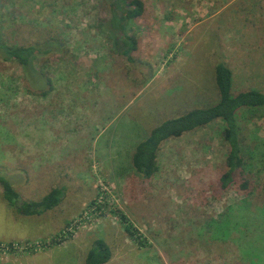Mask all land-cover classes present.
Listing matches in <instances>:
<instances>
[{"label": "rangeland", "instance_id": "1", "mask_svg": "<svg viewBox=\"0 0 264 264\" xmlns=\"http://www.w3.org/2000/svg\"><path fill=\"white\" fill-rule=\"evenodd\" d=\"M145 4L130 24L140 43L129 64L103 26L107 0H0L7 44L39 53L57 39L65 43L61 52L37 54L43 81L0 57V175L24 200L65 187L57 209L25 216L0 185V244L18 246L0 250V264H84L97 238L112 249L106 264H264V107L238 114L245 147H255L246 172L251 193L221 188L228 147L220 120L165 141L151 179L132 163L154 127L218 102L219 62L232 69L234 92H264V0ZM64 217L61 230L37 237ZM59 236L61 243L53 240Z\"/></svg>", "mask_w": 264, "mask_h": 264}, {"label": "trees", "instance_id": "2", "mask_svg": "<svg viewBox=\"0 0 264 264\" xmlns=\"http://www.w3.org/2000/svg\"><path fill=\"white\" fill-rule=\"evenodd\" d=\"M107 1L111 5V10L109 16L104 19L103 26L109 31L115 52L123 56L129 64H134L136 62L134 55L140 42L134 34L130 33V24L144 14L145 0ZM50 45L52 47L37 53L40 48L9 45L0 35V57L4 60L17 61L26 74L34 76L35 80L43 81L42 72L35 69L37 54L46 55L53 52L54 49L61 52V47L65 46V43L61 39H57V42H50ZM215 78L219 90V100L216 104L207 108H195L180 116L163 121L136 145L132 163L138 174L145 179L154 177L160 169L159 151L168 139L180 137L186 132L194 131L220 120L224 124L223 140L228 147L225 160L226 170L220 178L221 188L228 190L232 185H236L243 192L251 193L255 190L252 188L254 186L251 177L246 174V172H251L249 171L248 157L249 155L252 156L255 147H245L244 139L241 137V127L238 123V114L243 108H263L264 92L257 89L234 92L233 71L225 62H219L216 65ZM43 94L46 95L47 92H43ZM0 185L8 203L16 207L17 211L25 216L41 215L56 208L65 194L64 186L54 187L38 200H24L7 177L0 175ZM260 187L264 192V183ZM117 214H120L125 231L134 237L136 229L128 216L121 210H117ZM224 224L226 227L224 235L227 236L229 234L228 222L225 221ZM140 245L143 246L144 242L141 241ZM111 257L110 245L106 240L97 238L88 251L84 264H106Z\"/></svg>", "mask_w": 264, "mask_h": 264}, {"label": "crops", "instance_id": "3", "mask_svg": "<svg viewBox=\"0 0 264 264\" xmlns=\"http://www.w3.org/2000/svg\"><path fill=\"white\" fill-rule=\"evenodd\" d=\"M16 164V163H15ZM25 180H26V182L28 183V182H30L29 180L31 179V177L28 175V174H26L25 173ZM34 177H39V176H33L32 177V181H33V178ZM12 183V185L13 186H16L13 182H11ZM32 183V182H31ZM30 183H28L27 184V186L29 185ZM47 194V193H46ZM45 194V195H46ZM44 196V195H43ZM43 196H41V197H32L31 199H34L35 198V200L37 199H40V198H42ZM61 204H59L57 207H56V209L60 206ZM55 209V208H54ZM54 209H51V210H48V211H46V212H44L43 214H41V215H33V216H42V215H47V213L49 212V211H53ZM50 217L52 218L53 216L52 215H50ZM56 217V218H55ZM60 216L59 215H57V216H54V219L52 220V219H50V222H55V221H58V218H59ZM66 217H64V219L62 220V221H60L61 223H59L60 225V227H57V228H55L54 230H51V231H47L46 233H40V234H38L37 235V237H47V236H51L52 234H55L56 232H58L59 230H61L64 226H65V224L68 222V219L66 220L65 219ZM59 222V221H58Z\"/></svg>", "mask_w": 264, "mask_h": 264}, {"label": "built area", "instance_id": "4", "mask_svg": "<svg viewBox=\"0 0 264 264\" xmlns=\"http://www.w3.org/2000/svg\"><path fill=\"white\" fill-rule=\"evenodd\" d=\"M96 208H97V207H93V208L90 207V208H89V211H90L89 214L92 213V212H94V211H91V209L96 211ZM85 218H86V214H83V216H82L81 218H77L76 220H74V222L71 223V225H70V227H69L68 229L72 232V231L74 230L73 227H74L75 225L77 226V225L81 224V223L85 220ZM69 230H67V229L64 230V235H63L64 237L67 236ZM61 235H62V234H61ZM53 240H54V241H59V242H61L63 239L61 238V236H59L58 239L55 238V239H53ZM53 240H52V241H53ZM17 248H18V246H17L16 244H13V245H12V244H9V245H4V244L1 245V244H0V250H3V251H7V250H16Z\"/></svg>", "mask_w": 264, "mask_h": 264}]
</instances>
